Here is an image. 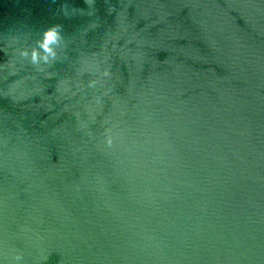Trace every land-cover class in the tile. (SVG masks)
I'll use <instances>...</instances> for the list:
<instances>
[{"label":"water","instance_id":"water-1","mask_svg":"<svg viewBox=\"0 0 264 264\" xmlns=\"http://www.w3.org/2000/svg\"><path fill=\"white\" fill-rule=\"evenodd\" d=\"M0 264H264V0H0Z\"/></svg>","mask_w":264,"mask_h":264},{"label":"clouds","instance_id":"clouds-1","mask_svg":"<svg viewBox=\"0 0 264 264\" xmlns=\"http://www.w3.org/2000/svg\"><path fill=\"white\" fill-rule=\"evenodd\" d=\"M61 40L58 26L50 27L44 34L42 41L38 42V50L33 49L31 52V62L39 65L41 62L48 63L50 59L54 60L56 57L55 48L59 45ZM24 57H28V52L22 53ZM20 259V257H17Z\"/></svg>","mask_w":264,"mask_h":264}]
</instances>
